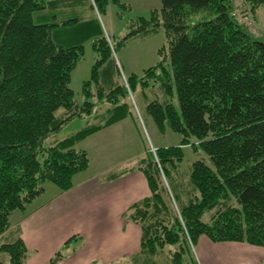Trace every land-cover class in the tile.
<instances>
[{"label": "trees", "instance_id": "16d2710c", "mask_svg": "<svg viewBox=\"0 0 264 264\" xmlns=\"http://www.w3.org/2000/svg\"><path fill=\"white\" fill-rule=\"evenodd\" d=\"M243 2L161 0L151 21L131 25L112 48L97 17L106 13L107 0H0V236L9 230L12 213L40 197L47 183L70 190L74 176L90 166L88 154L75 143L127 118L121 98L129 89L154 83L167 100L150 102L148 114L161 131L167 126L183 140L177 147L148 149L139 164L151 190L132 212L143 229V250L152 255L177 246L172 260L183 264L202 236L264 249V38L244 22L264 0ZM160 26L167 37L160 54L167 48L169 68L160 61L131 75L125 79L129 88L115 84L105 70L97 104L114 105L116 113L45 147L43 141L70 121L93 114L91 82L85 83L81 106L71 88L85 42L94 41L95 79L107 62L117 66L114 51ZM174 89L178 107L169 102ZM60 109L65 112L59 117ZM186 146L210 161L193 163L190 178L197 194L180 206L161 173L166 178L167 166L182 160ZM29 255L21 239L0 244V264L3 256L9 264H25ZM62 259L58 252L48 264Z\"/></svg>", "mask_w": 264, "mask_h": 264}, {"label": "crops", "instance_id": "0c3cea01", "mask_svg": "<svg viewBox=\"0 0 264 264\" xmlns=\"http://www.w3.org/2000/svg\"><path fill=\"white\" fill-rule=\"evenodd\" d=\"M127 120L121 127L120 123ZM111 127H120V131L112 142H104L99 169L90 163L87 171L74 176L68 191L52 184L53 199L40 205L49 187L45 186L43 195L10 216V228L2 239L25 243L30 252L25 264H48L58 252L63 259L56 264H136L137 259L147 263L151 255L143 250V229L132 212L151 197L147 177L139 169L148 148L142 139L140 152L126 158L122 155L124 159L114 163L115 152H124L136 141L135 131L141 137L142 132L136 120L127 117L93 135ZM196 247L202 264L264 262V249L244 243H216L202 236Z\"/></svg>", "mask_w": 264, "mask_h": 264}, {"label": "rangeland", "instance_id": "374dc122", "mask_svg": "<svg viewBox=\"0 0 264 264\" xmlns=\"http://www.w3.org/2000/svg\"><path fill=\"white\" fill-rule=\"evenodd\" d=\"M107 1L106 13L101 16L97 15V17L99 18L103 31L108 37L112 48L114 47V44L116 46V43L122 40L130 32L131 25H137L142 19L151 21L153 15L156 12H160L162 8L161 0ZM247 17L250 18L251 22H246ZM244 22L250 28L253 35L257 37L259 36L258 34H261L256 31L257 29L262 32L264 36V6L255 14H247L244 18ZM255 31L257 33H255ZM93 43L94 41L92 39L85 42L83 57L77 62L71 76V88L74 91L75 100L80 106L86 101L84 92L85 83L88 81L91 82L89 86L93 96L90 101L96 103L93 114L85 117H77L70 121L59 132L49 136L43 141L45 147L53 146L61 141H67L68 139L75 137L85 128H88L90 125H97L104 122L116 113L113 110L115 107L114 105H110L107 102L97 104V87L98 85L103 84L101 73H104L105 70H110L115 84H124L128 87L129 84L127 85L128 82H126V78H130V76L134 74L142 75L150 67L158 65L160 61H163L164 66L169 68V62L168 60L166 61L163 54L168 53L167 48L164 49L162 54H160V51L167 46V37L163 26L156 27L152 31L138 34L137 36L130 38L125 45L119 47L117 51H114V59L117 66L113 68V63H110V61L107 62L106 66L101 68L99 77L96 76L95 79H93V69L97 63L98 56L94 50ZM107 91H109V89ZM165 96L166 95H164L160 85L153 83L145 89H142L141 87H138L136 90L129 89L127 97L121 98V104L126 103L127 109H129L130 114L128 117H130L131 120L135 119L140 125L142 137L137 131H135V133L138 134L136 141L134 143L130 142L124 152H115L116 155L113 156L114 163L116 161L121 162V159L126 158L132 152H140V149L143 147V140L147 148L151 150L180 146L183 140L182 136L173 132L167 126L164 131H161L152 116L148 114L146 110L147 105L152 101L157 100L165 103L167 100ZM169 98V102L178 107L176 89H174L173 96ZM64 112V109H60L57 112V115L60 117ZM127 122L128 120L121 122V127ZM130 124L132 125L133 123L130 122ZM113 128L114 127H111L85 140L75 143L76 149L86 151L93 169L96 164L97 169L102 165L100 159L103 157L100 154L103 152L104 142H112L118 136V130L120 127H116V129ZM182 152L183 158L176 166H167L166 178L163 176L164 174L161 173L168 193L173 194L176 197L180 206L188 204L190 200L193 199V196L197 194L190 178L193 163L198 160L210 161L204 152L195 151L190 146L184 147ZM122 155H125V157L122 158ZM53 185L52 183H47L45 185L46 187H49L46 189L47 191L44 198L41 200L39 199L40 205L48 203L53 199L55 193L51 192V189H49ZM174 207L177 211L178 206L174 204ZM2 236L3 235L0 236V244H11L7 242V238L3 240ZM179 249V247L172 245L166 246L164 249H159L157 253L152 254L151 256L149 254L150 257L146 264H175L172 259L175 258L174 252H178ZM196 249V246L191 247V253L185 256L183 264H202ZM2 258L5 264H9L8 256H3ZM136 264H141L138 259Z\"/></svg>", "mask_w": 264, "mask_h": 264}, {"label": "built area", "instance_id": "2783aa9c", "mask_svg": "<svg viewBox=\"0 0 264 264\" xmlns=\"http://www.w3.org/2000/svg\"><path fill=\"white\" fill-rule=\"evenodd\" d=\"M239 4H240L241 6H244V5H243V4H244L243 0H239ZM247 21L251 22L250 18L247 17V18H246V22H247ZM256 31H258L259 33H261V34H258L259 36H257V37H259V38H263V37H264L263 34H262V32H260V31L257 30V29H256ZM256 31H255V33H257ZM153 152H156L155 149H153Z\"/></svg>", "mask_w": 264, "mask_h": 264}]
</instances>
